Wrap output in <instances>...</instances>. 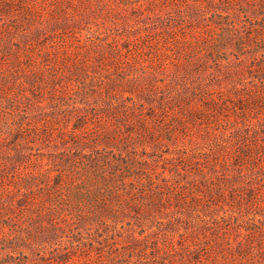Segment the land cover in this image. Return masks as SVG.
<instances>
[{
  "label": "rangeland",
  "instance_id": "374dc122",
  "mask_svg": "<svg viewBox=\"0 0 264 264\" xmlns=\"http://www.w3.org/2000/svg\"><path fill=\"white\" fill-rule=\"evenodd\" d=\"M20 3L11 2L0 16V80L9 75L8 82L15 81L19 70L10 65L17 67L27 49L35 57L23 62L45 57L48 77L60 79L57 100L71 104L80 88L75 77L64 79L52 68L54 58L67 54L100 59L94 68L107 66L96 78L105 88L119 77L125 84L112 96L90 97L87 114L0 83V94L8 87L16 94L0 100V128L18 137L0 142V264L137 262L123 259L122 249L134 237L149 236L143 245L151 246L170 224L187 218L177 199H197L188 213L198 221L210 213L230 214L232 224L264 216L263 156L247 161L242 181L228 183L213 172V152L223 144L264 146V0H25L31 9ZM15 103L24 119L6 116ZM114 172L118 179L111 181ZM220 181L228 201L208 194L207 187L220 191ZM44 182L55 188L46 207L37 206ZM123 182L135 186L132 200L122 193ZM157 184L167 190L148 192ZM230 184L238 187L234 196ZM153 196L160 204L150 209Z\"/></svg>",
  "mask_w": 264,
  "mask_h": 264
},
{
  "label": "trees",
  "instance_id": "16d2710c",
  "mask_svg": "<svg viewBox=\"0 0 264 264\" xmlns=\"http://www.w3.org/2000/svg\"><path fill=\"white\" fill-rule=\"evenodd\" d=\"M7 1L9 3H7ZM16 1L19 2V0H3V2L0 0V16L6 15L7 13L5 10L10 9V3ZM20 1V4H25V0ZM24 6L31 9V7H27V5ZM18 7L20 6L18 5ZM26 12H28V9ZM30 18L27 19V22L30 21ZM31 23H33V21H31ZM39 24L42 25V23ZM16 29L17 28L14 27L11 28L13 31ZM42 32H44V27L41 29L38 28L36 34H31V38H37ZM0 33L4 32L1 31ZM244 40L245 39H242V41ZM20 48L21 49L19 50H24L22 49L24 47ZM244 50L245 46L242 44V46L239 48V52L243 53ZM39 52L42 54L43 49H39ZM110 52L113 54L115 53L113 50ZM80 54L81 55H78L80 56L79 59L74 58L77 55L71 54H67L63 58L56 57L54 58L55 63L52 66L53 69L56 68L61 70L63 73L62 76L65 77L64 79L70 80L71 77H75L79 84L80 88L78 91H76V99H73L71 104L62 96L59 97L60 101L57 100L55 93H62V91L59 89H63L64 86L60 85V82L57 81L60 80L59 78L48 77V68H46L45 65H42L40 61L42 57L35 58L31 64L23 62L25 59L35 57L34 53L32 51H28L27 49L22 52L19 61H17V67L14 66V64L10 65L13 71L19 70V73H17L18 77L15 78L13 83H15L17 87L29 88V92L33 97H37L39 94L42 96L49 95L51 98L50 100L58 101V105L60 106L67 107L71 110L85 111L88 114L89 108L87 106H83L85 101H87L90 97H101L104 95V93L105 95L107 94L108 96H112L113 91H119L118 88L114 89V87L123 86L125 81L123 78L119 77L120 80L116 79V81H112L111 86H107V88H105L102 80L96 78H103L105 76L104 73L107 71V66H104L101 68V70H98L100 68H94V65H96V62L100 63V59L90 58L88 52ZM100 56L103 57L101 54ZM43 59H45V57H43L42 60ZM92 72L95 73L94 76L91 75ZM11 76L14 77V75ZM55 78L57 82H55ZM88 78H90L92 81L87 85L86 79ZM9 79V75L2 77L0 83L7 84L8 86L10 84L13 85L12 82H8ZM131 93L133 94V91ZM70 95H72V93H70ZM240 96L243 95H238V97ZM14 97L16 98L15 91H13V88L10 87H8V89L6 88V90L0 94L1 101L2 99H7L9 102L10 99L14 100ZM23 97L30 99L27 94L23 95ZM243 97L244 98L240 100L241 102H252L250 96L244 95ZM219 101H221V99L213 100V102L218 103ZM241 102L235 104V107L241 109V106H243L241 105ZM16 107H18L16 103L12 105L11 111L5 112L6 116L15 113L17 116H19V118L24 119V114H22V111ZM210 107L211 105L203 106L202 109H209ZM77 120L80 122L82 117H77ZM38 122L40 121L38 120ZM34 128L39 132L40 129L37 126ZM42 131L44 130L42 129ZM34 135H37V133H34ZM8 136H13L15 139H18V137L16 138V133H11L9 127L0 128V142L6 140ZM227 145L229 147H227ZM226 147L229 148V150H227ZM262 147L264 148L263 145L259 144L254 145L252 148L243 146L236 149L234 148L232 140L227 144H223L222 148H220L217 152H213V154L217 155L216 157H218L216 161H214V170L216 171L213 172L216 173L217 176L224 175L227 178L228 183H232L233 181L236 182L237 180L242 181L246 176V172L242 170V167H247V161H254V157L257 156L259 159H261L262 156L264 158V153L261 152ZM170 159V161H175V157H171ZM241 159L244 160L242 163L240 162ZM253 164L255 163L253 162ZM236 165L241 167L235 169ZM146 172H148V169H146ZM143 175L144 174H137L138 178H140V181L146 178L142 177ZM62 177L63 175L56 177V185L61 183ZM68 177L73 180V175L68 174ZM108 177L111 179V181L115 178L118 179V176L115 172L108 175ZM124 177V175H121V178ZM74 180L76 179L74 178ZM45 182L42 189L44 192L42 201L41 204H38L37 206L42 205L46 207L53 201L51 199L54 197L53 195L55 193V188L50 185L47 187ZM148 183L150 184V181ZM122 185L125 187L122 193L130 196L129 200H132L133 198H131V193L135 189V186L128 188L125 182H123ZM218 186L220 187V191L217 192L213 191L212 187H207L206 189L208 194L210 196L215 194L218 199L223 198V200L228 201V197H226L225 190L223 189L224 182L220 181ZM166 187L167 186L162 187L161 184H157L155 189L150 188L148 192L152 191L162 193L167 190ZM230 187L233 192L230 196H234L236 191L235 189L238 187L234 186V184H230ZM254 188L255 187L251 185L249 189L254 191ZM176 195L179 198L181 194L178 191ZM113 197L116 196L114 195ZM235 198L236 196L234 199ZM107 200L108 199H105L104 202H107ZM110 200H112V197ZM214 201L211 202L215 204ZM150 202V209H155L160 204L159 199L154 196L153 201ZM176 202L184 204V206L187 207L186 213L188 214V217L183 218L182 221L178 222V224H170V230L164 231L159 236L156 235V237L151 242V246H148V244H146L147 246L143 245L145 243L144 241H147L149 236L143 238L134 237V239L131 241L132 244H129L122 249L124 252L122 254L123 259L128 261L135 257L139 258L137 262H133L131 260L130 264H264V216L258 219V222L255 221L253 223H245L238 221L232 224L230 214L221 215L217 213H210L209 219L203 218L201 221H198L195 216L192 214L189 215L188 213L190 210H193L192 208L195 207L197 199L187 203H182L179 199H177ZM234 203H236V199ZM210 212L213 211L211 210ZM241 230H244L247 234L244 233V237L239 238L236 235H238Z\"/></svg>",
  "mask_w": 264,
  "mask_h": 264
}]
</instances>
